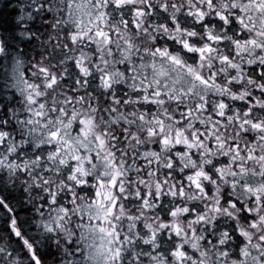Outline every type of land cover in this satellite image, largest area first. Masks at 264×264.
<instances>
[{
	"label": "clouds",
	"instance_id": "1",
	"mask_svg": "<svg viewBox=\"0 0 264 264\" xmlns=\"http://www.w3.org/2000/svg\"><path fill=\"white\" fill-rule=\"evenodd\" d=\"M0 264H264V0H0Z\"/></svg>",
	"mask_w": 264,
	"mask_h": 264
}]
</instances>
